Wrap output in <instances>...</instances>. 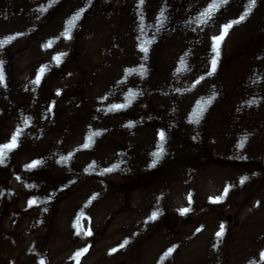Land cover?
I'll use <instances>...</instances> for the list:
<instances>
[{
    "label": "rangeland",
    "instance_id": "374dc122",
    "mask_svg": "<svg viewBox=\"0 0 264 264\" xmlns=\"http://www.w3.org/2000/svg\"><path fill=\"white\" fill-rule=\"evenodd\" d=\"M250 2L0 0V264H264V0L213 50Z\"/></svg>",
    "mask_w": 264,
    "mask_h": 264
},
{
    "label": "snow or ice",
    "instance_id": "6c2138e0",
    "mask_svg": "<svg viewBox=\"0 0 264 264\" xmlns=\"http://www.w3.org/2000/svg\"><path fill=\"white\" fill-rule=\"evenodd\" d=\"M221 2L222 3H227V0H221ZM141 3H143V0H141ZM254 5H255V0H251V2L249 4V7H248V11L245 12V14L242 15L239 18V20L234 21V22H232V23H230L228 25H225L223 27L221 36L214 38L213 50L215 51L217 58L219 57V45L223 41L225 35H227L228 29L231 28L234 23H239V22L243 21L245 19V17L251 12V9H252V7ZM217 7H219V5L218 4H215V3L212 4V5H210L209 8L207 9V11L205 13H203L202 15L207 16V17L210 18L211 15L213 14V12L216 10ZM161 15H163V13ZM75 19H78V15H77V17H75L73 19V21H71L69 23V30H70V28L72 26H74ZM201 22L202 23H205L206 21H203L202 20ZM65 36L66 37L68 36V30H66ZM14 38L15 37H12V39H14ZM6 42L7 41H0V47H3L4 46V43H6ZM142 50L145 51V52H147V48H142ZM55 59H56L57 63L60 62V57L59 56L56 57ZM216 63H217V59H213V61H212V71L213 72L216 70ZM44 71H45V68H43V67L39 70V74L37 75L36 80L34 81L35 84H39L40 83V80H41V77L43 76ZM209 74L211 75V73H209ZM3 82H4V74H3V70H2V62H0V84H2ZM210 102L211 101H208V103H210ZM117 107H120V106H117ZM202 111H203V108L201 107L199 109V111H197L196 113H194V119L195 120H198L199 119L200 114L202 113ZM25 123H27V121H25ZM19 134L20 133H19V130H18L17 133L12 137V142L10 144H6V145H3L2 147H0V164H3L4 163V159H5L6 155H7V151H10L11 149H13V148L16 147V141H17V138H18ZM97 135H98V133H97ZM89 139H91V138H89ZM160 139H161V141L164 140V133L163 132L160 133ZM88 146H89L88 144H85L84 145V147H88ZM162 150L163 149H161V152H162ZM155 155H157V157H158L160 155V153H157ZM37 163H39V162H34L29 167H35ZM107 171H112V169H108ZM244 179H246V178H244ZM244 179L241 180V183L244 182ZM227 192H228V189L225 188L223 196L217 197L215 200H213V202L214 203L215 202H220L224 198V196L227 195ZM93 199H95V197H93ZM35 203H36L35 201H29V206H31V205H33ZM188 211H189V209H187V208L181 209V214L183 215V214L187 213ZM156 216H157V213L154 212L152 214V216L150 217V219H153L154 220V219H156ZM224 231H225L224 225L222 224L220 226V230L216 233V237L217 238H221L224 235ZM77 234H80L79 230H78V233ZM86 234L87 235H91V231H88ZM127 243L128 242L125 241L123 244L120 245V247H124ZM87 251H88V249L85 248V249H83L80 252H77L75 254L76 255V258H77V264H79V259L78 258L80 256H82L84 253H86ZM112 251L115 252L116 249H113ZM172 251H173L172 249H169L168 250V253H166L165 255L170 254ZM261 258L264 259V253L261 254ZM41 264H44V261L43 260L41 261Z\"/></svg>",
    "mask_w": 264,
    "mask_h": 264
},
{
    "label": "water",
    "instance_id": "95a60500",
    "mask_svg": "<svg viewBox=\"0 0 264 264\" xmlns=\"http://www.w3.org/2000/svg\"><path fill=\"white\" fill-rule=\"evenodd\" d=\"M230 219V214H227V220H229Z\"/></svg>",
    "mask_w": 264,
    "mask_h": 264
}]
</instances>
